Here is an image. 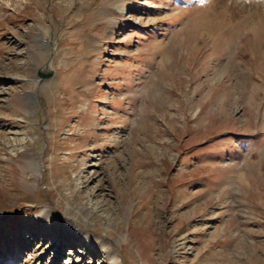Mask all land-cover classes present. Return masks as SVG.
I'll return each instance as SVG.
<instances>
[{
	"label": "rangeland",
	"instance_id": "obj_1",
	"mask_svg": "<svg viewBox=\"0 0 264 264\" xmlns=\"http://www.w3.org/2000/svg\"><path fill=\"white\" fill-rule=\"evenodd\" d=\"M0 264H264V0H0Z\"/></svg>",
	"mask_w": 264,
	"mask_h": 264
},
{
	"label": "water",
	"instance_id": "obj_2",
	"mask_svg": "<svg viewBox=\"0 0 264 264\" xmlns=\"http://www.w3.org/2000/svg\"><path fill=\"white\" fill-rule=\"evenodd\" d=\"M36 75H37V77H38L39 79H47V78L51 77V75H52V71H48L47 73L37 72Z\"/></svg>",
	"mask_w": 264,
	"mask_h": 264
},
{
	"label": "bare ground",
	"instance_id": "obj_3",
	"mask_svg": "<svg viewBox=\"0 0 264 264\" xmlns=\"http://www.w3.org/2000/svg\"><path fill=\"white\" fill-rule=\"evenodd\" d=\"M217 2H218V1H217ZM234 3H235V2H234ZM235 8H236V7H235ZM232 9H233V8H232ZM81 220H82V222H84V223H86V224L88 223V219H87V218L82 217Z\"/></svg>",
	"mask_w": 264,
	"mask_h": 264
}]
</instances>
